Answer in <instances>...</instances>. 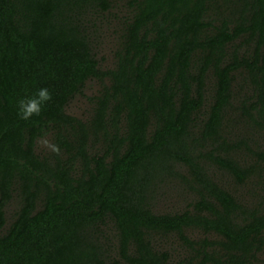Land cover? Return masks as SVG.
<instances>
[{
  "label": "trees",
  "instance_id": "obj_1",
  "mask_svg": "<svg viewBox=\"0 0 264 264\" xmlns=\"http://www.w3.org/2000/svg\"><path fill=\"white\" fill-rule=\"evenodd\" d=\"M89 80L82 120L66 107ZM42 87L52 99L21 119ZM47 135L59 155L38 151ZM167 189L179 206L158 210ZM263 250L264 0H0V264H260Z\"/></svg>",
  "mask_w": 264,
  "mask_h": 264
},
{
  "label": "rangeland",
  "instance_id": "obj_2",
  "mask_svg": "<svg viewBox=\"0 0 264 264\" xmlns=\"http://www.w3.org/2000/svg\"><path fill=\"white\" fill-rule=\"evenodd\" d=\"M114 14L119 15L116 16V20L121 19L123 12L122 11H115ZM111 18L110 16L107 18L105 23H102L100 27H98V31H96L94 37V44H95V52H96V58L100 62V66L104 68H111L114 64V57H113V50L115 46L117 45V35H118V29L119 24L118 22ZM99 90L98 82L94 80H89L86 84L84 89L82 90V94L75 96L68 106L66 107V112L74 116L76 118L87 120L90 117L91 113V103L90 99H92ZM46 138L50 141V137L44 136L41 139ZM37 143V149L41 153H49V149L42 146L40 141ZM174 191L167 189L165 196H163L158 204L157 209L158 210H168L174 206H179V203H176L173 199ZM15 201V200H14ZM12 202L7 209L6 218L7 223L11 221V216L14 210L16 209V201ZM195 235V233L190 234ZM167 243V241H166ZM261 262L260 264H264V250L260 255Z\"/></svg>",
  "mask_w": 264,
  "mask_h": 264
},
{
  "label": "clouds",
  "instance_id": "obj_3",
  "mask_svg": "<svg viewBox=\"0 0 264 264\" xmlns=\"http://www.w3.org/2000/svg\"><path fill=\"white\" fill-rule=\"evenodd\" d=\"M52 99V95L47 87L39 88L36 93L30 97H24L18 101V115L23 120H29L33 116H39L43 110V106ZM41 145L48 148L55 154H60V147L51 143L46 138L41 139Z\"/></svg>",
  "mask_w": 264,
  "mask_h": 264
}]
</instances>
